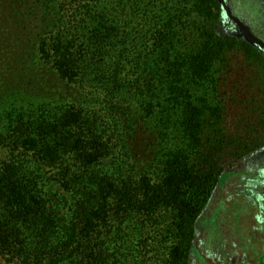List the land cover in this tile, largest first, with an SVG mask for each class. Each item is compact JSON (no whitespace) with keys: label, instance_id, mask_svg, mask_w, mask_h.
I'll return each mask as SVG.
<instances>
[{"label":"trees","instance_id":"trees-1","mask_svg":"<svg viewBox=\"0 0 264 264\" xmlns=\"http://www.w3.org/2000/svg\"><path fill=\"white\" fill-rule=\"evenodd\" d=\"M221 18L220 0H0V264H128L130 222L138 264H188L225 165L264 147V53Z\"/></svg>","mask_w":264,"mask_h":264},{"label":"rangeland","instance_id":"rangeland-1","mask_svg":"<svg viewBox=\"0 0 264 264\" xmlns=\"http://www.w3.org/2000/svg\"><path fill=\"white\" fill-rule=\"evenodd\" d=\"M220 4V32L246 39L264 53V0H220ZM242 64L235 63L229 85H240L250 76ZM8 154V149H0V166ZM224 173L198 222L188 264H264V147L226 164ZM124 235L127 242L121 249L128 264H138L137 230L131 222ZM4 255L0 247V258Z\"/></svg>","mask_w":264,"mask_h":264}]
</instances>
